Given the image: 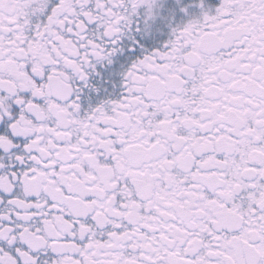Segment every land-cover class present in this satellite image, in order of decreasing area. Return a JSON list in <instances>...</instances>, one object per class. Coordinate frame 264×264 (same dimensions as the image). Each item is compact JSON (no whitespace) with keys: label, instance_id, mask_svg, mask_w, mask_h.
<instances>
[{"label":"snow or ice","instance_id":"1","mask_svg":"<svg viewBox=\"0 0 264 264\" xmlns=\"http://www.w3.org/2000/svg\"><path fill=\"white\" fill-rule=\"evenodd\" d=\"M0 264H264V0H0Z\"/></svg>","mask_w":264,"mask_h":264}]
</instances>
